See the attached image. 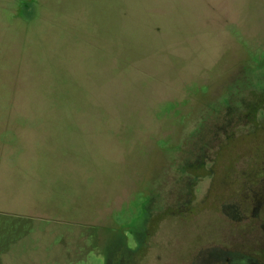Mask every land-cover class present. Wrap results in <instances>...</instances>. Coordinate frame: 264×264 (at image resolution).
<instances>
[{"label":"rangeland","instance_id":"obj_1","mask_svg":"<svg viewBox=\"0 0 264 264\" xmlns=\"http://www.w3.org/2000/svg\"><path fill=\"white\" fill-rule=\"evenodd\" d=\"M250 260L264 0H0V264Z\"/></svg>","mask_w":264,"mask_h":264},{"label":"flooded vegetation","instance_id":"obj_2","mask_svg":"<svg viewBox=\"0 0 264 264\" xmlns=\"http://www.w3.org/2000/svg\"><path fill=\"white\" fill-rule=\"evenodd\" d=\"M226 259L229 260V257H227ZM229 263H231V262H229ZM246 264H261V263L260 262H257V261H253V260L251 261L250 260Z\"/></svg>","mask_w":264,"mask_h":264}]
</instances>
